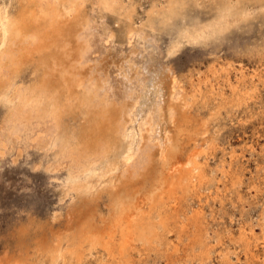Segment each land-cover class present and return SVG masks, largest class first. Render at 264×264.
Here are the masks:
<instances>
[{
    "label": "bare ground",
    "instance_id": "6f19581e",
    "mask_svg": "<svg viewBox=\"0 0 264 264\" xmlns=\"http://www.w3.org/2000/svg\"><path fill=\"white\" fill-rule=\"evenodd\" d=\"M150 1L0 3V162L36 150L35 169L65 171L64 203L30 209L0 264H264L250 231L212 243L186 206L216 180L222 131L262 102L264 0ZM187 47L203 53L185 66Z\"/></svg>",
    "mask_w": 264,
    "mask_h": 264
},
{
    "label": "rangeland",
    "instance_id": "374dc122",
    "mask_svg": "<svg viewBox=\"0 0 264 264\" xmlns=\"http://www.w3.org/2000/svg\"><path fill=\"white\" fill-rule=\"evenodd\" d=\"M8 1L10 0H0V3H8ZM15 5L16 0H13L11 8L15 9ZM94 17L100 21L97 13ZM104 21L118 33L119 26L113 16L105 17ZM253 35L254 33L236 34L234 40L244 47L255 40L252 38ZM159 41L160 49H165L166 42ZM116 51L118 50H111L109 60L119 59ZM202 53L203 49L200 47H187L178 58V62L187 66L189 59L201 57ZM24 76L32 78L29 72ZM1 105L0 122L5 111V107ZM254 113L255 118L252 121L248 118L249 113L246 114V118L243 116L241 121L234 120V125H229L222 131L224 133L217 140L218 150L215 159L212 160L216 180L209 188L202 190L204 197L201 203L192 200L186 206L190 205L194 208L202 206L204 211L202 228L212 236V243L223 244L235 250L240 232L245 228L252 233L253 241L260 243L259 257L264 258V93L262 102L254 108ZM41 155L40 151L33 150L31 155L19 158L17 164L12 163L9 156L0 162V257L14 250L16 226L27 220L30 209L36 207L39 215H45L64 203L61 200L63 192L60 186L65 171L50 172L44 168L35 169L34 164L40 160ZM223 171H228L226 178ZM54 176L59 178H53ZM187 237L188 234L185 237L186 242L189 241ZM151 254L146 262H142L139 256L136 260L141 264H164V259L159 260L155 253ZM240 257L245 259L244 254ZM218 258L216 257L212 264H223ZM231 259L235 264H242L235 254H231Z\"/></svg>",
    "mask_w": 264,
    "mask_h": 264
}]
</instances>
